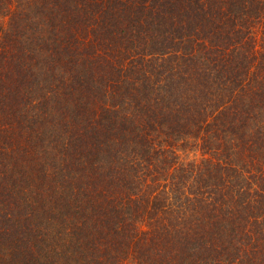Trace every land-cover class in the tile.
I'll return each instance as SVG.
<instances>
[{
	"label": "trees",
	"instance_id": "trees-1",
	"mask_svg": "<svg viewBox=\"0 0 264 264\" xmlns=\"http://www.w3.org/2000/svg\"><path fill=\"white\" fill-rule=\"evenodd\" d=\"M0 264H264V0H0Z\"/></svg>",
	"mask_w": 264,
	"mask_h": 264
}]
</instances>
